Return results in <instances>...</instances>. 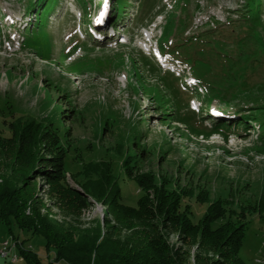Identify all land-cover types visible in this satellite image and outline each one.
<instances>
[{"label":"rangeland","instance_id":"obj_1","mask_svg":"<svg viewBox=\"0 0 264 264\" xmlns=\"http://www.w3.org/2000/svg\"><path fill=\"white\" fill-rule=\"evenodd\" d=\"M26 2L0 0V130L9 135L3 120L18 111L38 119L46 115L53 118L60 109L66 112L71 103L75 110L57 124L63 126L70 147L79 150L87 167L75 180L72 174L81 169V162L68 160V185L87 194L83 182L90 178L95 187L114 191L119 180L106 166L92 162L105 161L117 174L121 160L118 151L126 149L123 154L132 155L129 161L137 160L129 171L131 177L160 173L187 191L191 198L183 202L190 206L192 221L198 222L211 202L224 201L234 212L232 219L237 217L244 223L239 257L245 264H264V150L257 146V129L237 133L229 129L226 138L218 132L209 134L215 123L228 117L220 110L264 104V0L245 13L243 10L250 6H241L244 0H189L187 4L185 0L177 4L172 0H124L129 6L120 12L118 28L128 39L123 45L117 44V38L112 40L107 29L100 31L112 20L116 0H57L42 20L43 31L53 38L50 56H41L32 45L38 43L35 34L41 27L37 17L24 13ZM81 12L90 16L83 14L81 18ZM172 16L184 18V25L175 23ZM167 20L169 25L173 21L172 29L162 37ZM88 27L109 37L96 41ZM191 30L195 33L186 38ZM27 38L31 46L24 49ZM160 38L164 49L160 53L169 62L155 68L149 55H154ZM71 41L76 45L67 55L62 45L70 50ZM182 43L185 45L177 48L190 56L184 59L185 65L180 59H172L177 51L174 46ZM49 81L59 89L52 88ZM194 85L192 95L189 89ZM151 95L161 105H155ZM189 96L195 110L188 105ZM168 106L177 108L180 116L193 117V123L179 115H175L176 122L173 115H167L172 109ZM141 151L147 157H141ZM120 184L127 187L125 203L130 204L138 197L135 186L128 180ZM57 185L36 179L34 192L41 214L76 229L91 230L99 225L102 232L113 231L116 236L128 233L122 225H127L126 217L113 213L101 199L89 196V208H70L55 192ZM205 190L207 197L196 201L197 193L204 194ZM148 196L154 200L152 191ZM128 222L136 225L135 221ZM7 229L8 225L0 221V242L24 240V247L46 261L53 259L54 250L46 248L42 236L22 233L15 224H11L12 234ZM177 234L169 233L168 240L187 252L185 261L192 264L201 251L196 245L186 246ZM0 264L15 263L0 257ZM17 264L27 263L20 259ZM54 264L68 263L61 260Z\"/></svg>","mask_w":264,"mask_h":264},{"label":"trees","instance_id":"obj_2","mask_svg":"<svg viewBox=\"0 0 264 264\" xmlns=\"http://www.w3.org/2000/svg\"><path fill=\"white\" fill-rule=\"evenodd\" d=\"M56 1L27 0L24 6V13H31L39 20L38 26L41 27L39 28L41 32L35 34L38 43L32 45L38 49L41 56H50L54 50L52 35L43 31L42 20H45L53 10ZM122 1L124 0H116V6L113 8L116 15H113L109 22L114 26L120 21V12H124L123 9L128 6L127 2ZM172 1L176 4L178 1L184 2V0ZM188 1L185 0V4ZM259 4L260 0H244L240 5L250 6L243 10L245 13L258 8ZM83 14L88 15L86 12ZM172 18L180 25L185 23L182 17L172 16ZM186 18L190 17L187 15ZM172 24L173 21L169 25L167 20L162 26V37L165 31L171 32ZM70 44H72L70 50L69 47L67 49V46L62 45V52H66L67 55L73 52L76 45L74 41L69 42ZM183 45L185 44L174 46V50L177 51L171 53L174 58L185 62L184 59L190 56L184 51L183 54L180 48H177ZM30 46V40L27 38L23 48H30ZM158 48L164 50L162 38ZM178 82L172 85L176 86ZM48 83L53 85L50 81ZM52 88L59 89L56 85ZM194 89L196 88H192V91ZM63 93L65 92L61 95ZM151 97L156 102L155 105H161L153 95ZM56 99L57 97L53 101ZM66 102L68 103V100ZM60 103L63 102L60 101ZM68 106L70 108H67L66 112L65 109H60L61 111L56 112L53 118L46 115L38 119L18 111L11 114L8 120H3L5 126L9 128V135H5L0 130V221L8 225L7 230L11 234V224H15L22 233L42 236L46 248L51 247L54 250L53 259L46 261L31 248L24 247V240L17 241L15 246L22 260L27 264H54L61 260L68 264H187L185 261L187 252H181V248H175L168 240L169 233L177 232L178 238L186 246L191 248L196 245V249L201 251L195 254L192 264H245L238 255L244 238V223L237 217L236 220L232 219L234 212L227 209L228 206L224 204V201L211 202L202 218L198 222L192 221L190 206L183 202L184 198H191L187 191L178 182H172L170 178L160 173L144 172L139 177H131L129 171L137 160L129 161L132 155L123 154L125 148L118 151L120 145L113 147L114 150L118 149V156L121 158L120 170L117 174L113 172L112 165L110 164L111 167H109L105 161L92 162L97 166H106L112 172L113 178L119 180L114 191L106 190L103 186L102 189L95 187L90 178H85L83 182L88 189L87 194L81 189L82 192L79 191L77 187L68 185L66 183V174L69 173L66 169L68 160L81 162V169L75 174L71 173L74 177L82 175V170L87 167V162L81 161L82 155L79 150L76 147H70L69 139L65 137L67 134L62 131L63 126L60 128L57 124V121L64 122V117L71 115L72 110H75L71 103ZM168 107L172 108V106ZM238 108L221 110L226 112L222 116L228 117L223 120L224 122L215 123L210 130L207 128L209 134L218 132L226 138L229 129L236 133L249 130L254 132L257 129L260 145H256L264 150V104L244 107L245 109ZM167 115H173L176 122H179L175 116L179 115L177 108L170 109ZM180 117L191 123L194 121L191 116ZM221 126L224 131L221 130ZM104 128H108L107 124L106 126L104 124ZM124 146L127 147L125 141ZM141 157H147L143 151H141ZM141 161L138 160V163L142 164ZM37 178L54 185L58 184L55 186L57 189L55 192L61 200L68 202L67 206L70 208L77 210L89 208V196L95 200L101 199L113 213L126 217L124 221L127 225H124L125 223L122 225L128 233L124 236H116L113 231L102 232L99 225L91 230L76 229L41 214L34 192ZM74 179L76 180V177ZM123 180L133 182L131 185L135 186L138 194L137 198L132 199L131 202L128 201L130 204L125 203L127 199L124 192L127 191V187H121L120 182ZM149 191L153 192L154 200L148 196ZM203 193L201 191L197 193L196 201H202L207 197L206 190ZM128 221H135L136 225ZM216 222L218 223L215 225ZM15 239L18 240V237ZM209 253L212 255L209 256Z\"/></svg>","mask_w":264,"mask_h":264},{"label":"bare ground","instance_id":"obj_3","mask_svg":"<svg viewBox=\"0 0 264 264\" xmlns=\"http://www.w3.org/2000/svg\"><path fill=\"white\" fill-rule=\"evenodd\" d=\"M149 39H150V36H146V40H149ZM121 41H124V40L121 39ZM144 48L147 50L148 49V44L145 43ZM14 245H15V243H10L8 240H6L5 241V249H6V251H0V257L7 258V251H15L14 250L15 249ZM20 259H22L21 256H20Z\"/></svg>","mask_w":264,"mask_h":264},{"label":"built area","instance_id":"obj_4","mask_svg":"<svg viewBox=\"0 0 264 264\" xmlns=\"http://www.w3.org/2000/svg\"><path fill=\"white\" fill-rule=\"evenodd\" d=\"M5 241L6 240L0 242V251H6ZM7 258H9L12 263H15L20 260V255L17 254V252L15 251H7ZM7 258H4V259H7Z\"/></svg>","mask_w":264,"mask_h":264},{"label":"crops","instance_id":"obj_5","mask_svg":"<svg viewBox=\"0 0 264 264\" xmlns=\"http://www.w3.org/2000/svg\"><path fill=\"white\" fill-rule=\"evenodd\" d=\"M0 235L2 236V231H0ZM0 240H2V239H0ZM12 263V262H11ZM15 264H17V262H15Z\"/></svg>","mask_w":264,"mask_h":264},{"label":"water","instance_id":"obj_6","mask_svg":"<svg viewBox=\"0 0 264 264\" xmlns=\"http://www.w3.org/2000/svg\"><path fill=\"white\" fill-rule=\"evenodd\" d=\"M79 189V188H78ZM79 191H81L80 189H79ZM82 192V191H81Z\"/></svg>","mask_w":264,"mask_h":264}]
</instances>
